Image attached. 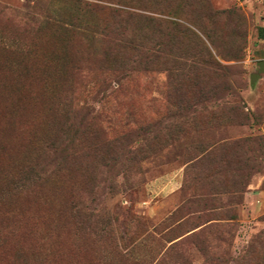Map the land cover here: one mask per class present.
Returning <instances> with one entry per match:
<instances>
[{"label": "rangeland", "instance_id": "374dc122", "mask_svg": "<svg viewBox=\"0 0 264 264\" xmlns=\"http://www.w3.org/2000/svg\"><path fill=\"white\" fill-rule=\"evenodd\" d=\"M131 4L0 0V264H264V0Z\"/></svg>", "mask_w": 264, "mask_h": 264}, {"label": "trees", "instance_id": "16d2710c", "mask_svg": "<svg viewBox=\"0 0 264 264\" xmlns=\"http://www.w3.org/2000/svg\"><path fill=\"white\" fill-rule=\"evenodd\" d=\"M119 2L121 3V4H124V5H127V6H131L132 4V0H130V2H129V0H119Z\"/></svg>", "mask_w": 264, "mask_h": 264}, {"label": "water", "instance_id": "95a60500", "mask_svg": "<svg viewBox=\"0 0 264 264\" xmlns=\"http://www.w3.org/2000/svg\"><path fill=\"white\" fill-rule=\"evenodd\" d=\"M263 71H264V66L261 65V72H263ZM255 81H256V79L255 78H252V85L253 86L255 85Z\"/></svg>", "mask_w": 264, "mask_h": 264}]
</instances>
